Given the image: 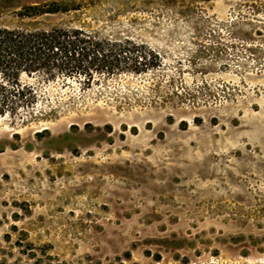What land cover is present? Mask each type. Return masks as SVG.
I'll return each instance as SVG.
<instances>
[{
    "label": "rangeland",
    "instance_id": "rangeland-1",
    "mask_svg": "<svg viewBox=\"0 0 264 264\" xmlns=\"http://www.w3.org/2000/svg\"><path fill=\"white\" fill-rule=\"evenodd\" d=\"M55 5L72 10L18 15ZM0 26L161 60L30 80L43 115L0 118V264H264V0H0Z\"/></svg>",
    "mask_w": 264,
    "mask_h": 264
},
{
    "label": "trees",
    "instance_id": "trees-1",
    "mask_svg": "<svg viewBox=\"0 0 264 264\" xmlns=\"http://www.w3.org/2000/svg\"><path fill=\"white\" fill-rule=\"evenodd\" d=\"M71 10L62 5L31 6L18 15L25 19ZM160 65L155 51L129 37L105 36L84 27L29 30L0 26V118L43 115L36 112L40 95L30 82L33 79L77 80L90 88L120 75H147Z\"/></svg>",
    "mask_w": 264,
    "mask_h": 264
}]
</instances>
